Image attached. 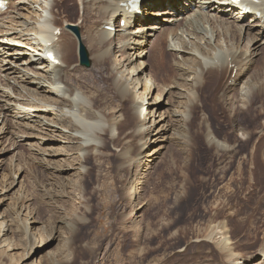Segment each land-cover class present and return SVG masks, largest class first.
<instances>
[{
    "label": "bare ground",
    "instance_id": "obj_1",
    "mask_svg": "<svg viewBox=\"0 0 264 264\" xmlns=\"http://www.w3.org/2000/svg\"><path fill=\"white\" fill-rule=\"evenodd\" d=\"M23 1L22 6H14L18 16L12 18L11 27L10 24L8 28L0 27V49L6 51L10 47L7 48L10 50L9 59L3 56L1 60L2 64L8 63L0 67V117L3 111L8 113L20 108L13 115L18 118V124L44 135L38 138L43 150L41 155L64 154L71 157L76 154L70 163L68 159H60L59 162L64 163L57 171L67 172L78 165L84 179L87 174L81 170L90 155L96 156L101 163L99 158L109 154L105 149L109 142H113L120 147L115 154L122 160L118 167H126L137 175L141 166L140 155L149 146L152 131L159 134L154 138L159 145L150 151L148 161L157 160L161 150L166 148L165 135L170 130L166 120L170 115L168 110L165 118V113L160 114V120L152 119L150 126L147 125L148 115L155 116L158 107V104H153L150 109L146 107L149 104H146L147 96L157 87L156 98L160 99L164 93L168 94V101L172 96L185 98L183 110L175 109L172 115L176 117L175 121L183 122V125L187 122L190 126V148L197 145L196 139L202 133L207 145L217 152L234 155L240 150L238 147L244 148L255 140L251 156L258 148L264 154V120L258 127L254 124L253 128L250 123L239 122L236 117V114L248 113L258 106L255 119L264 118V0H245L259 11L251 13L249 18L239 9L240 5H233L231 0H138L133 9H130L129 0H81L80 16L76 0H56L53 4L46 0ZM163 3L167 7L162 8ZM49 9L53 20L46 18L45 12ZM32 19L36 23L32 22L34 25L27 28ZM63 20L67 25L81 27V36H76L69 26L61 27ZM122 21H125L124 27ZM44 25L59 28L61 33L54 32L43 39ZM112 26H116L115 31L110 29ZM14 29L16 33L12 32ZM14 40L22 42L23 46L29 45L33 51L29 54V47L20 48L7 43ZM166 41L175 51L170 52L174 68L159 79L156 71L151 70L150 75L146 73L143 58L153 50L155 62L160 64L164 56L159 59L158 54L164 51L162 42ZM86 43L93 51L91 57L95 66L89 67V71L80 64L76 54L78 46ZM117 43L121 45L122 53L129 50L127 60L132 66L122 62L119 67L112 62V50ZM46 45L56 51L60 63L44 51ZM19 63L27 65L21 68ZM31 71L38 73L39 77H32ZM13 75L17 76L18 82L11 85ZM210 78H215V83L207 95L204 89ZM24 91L32 99L27 103L33 107L34 115L31 108H18L17 104H24L20 97ZM207 99L217 107L219 101L227 103L232 129L241 135L240 139L234 136L219 139L211 117L206 115ZM13 102L17 106H12ZM126 104H130L129 108ZM198 109L204 115L200 122ZM44 119L50 120L49 123ZM60 138L67 139L68 144L54 147ZM152 165L148 164L149 171ZM146 180L144 177L143 184ZM229 209L230 215L219 212L222 218L206 234L213 240L221 261H217L219 259L209 251L202 255V259L193 260L190 264H264V260L253 262L255 256L242 252L241 244L233 240L229 217L237 216L239 211L234 206ZM2 215L0 235L7 220V231L13 227L12 219ZM28 220L27 216L23 223L26 236L30 235ZM58 233L54 227L43 240L44 245ZM2 237L1 264L7 257L6 250L16 247L14 242L7 238L2 240ZM25 240L29 242L27 238ZM258 253L263 259V243ZM49 263L69 264L70 257L62 256L58 263Z\"/></svg>",
    "mask_w": 264,
    "mask_h": 264
},
{
    "label": "rangeland",
    "instance_id": "obj_2",
    "mask_svg": "<svg viewBox=\"0 0 264 264\" xmlns=\"http://www.w3.org/2000/svg\"><path fill=\"white\" fill-rule=\"evenodd\" d=\"M46 1L53 4L56 0ZM76 1L80 16L81 0ZM23 4V0H14L8 13L0 14V27L8 28L9 24L11 27L12 18L18 16L14 6L20 7ZM36 6L41 9L39 4ZM45 13L48 20L54 19L50 9ZM30 22L27 28L34 25L32 22L36 23L33 19ZM65 23L67 22L63 20L61 27H67ZM79 28L82 34L83 29ZM14 31L16 33V29L12 32ZM31 35H28L29 38H33ZM12 42L7 43L20 48L29 47V54L33 51L29 45L23 46L18 40ZM86 46L91 68H94L91 57L93 51L88 44ZM162 46L165 48L162 54H158L159 59L164 56L160 64L155 62L153 50L143 58L146 73L150 75L151 70L156 71L159 79L164 78L166 73L174 68V58L170 53L173 50L167 41L162 42ZM7 48L6 51L0 49V67L8 63L1 62L3 56L8 59L10 57V50ZM112 52L114 64L119 67L122 62L133 65L127 60L128 49L125 57L121 45L117 43ZM76 54L80 62L79 48ZM26 65L19 63L20 67ZM86 68L84 67L85 70ZM30 75L39 77V74L33 71ZM13 77L10 79L11 85L18 82L17 76ZM214 83L215 78H210L204 89L207 95L210 94ZM157 91L158 87L147 96L146 104H149L146 107L150 109L153 104H158L155 116L148 115L147 125L150 126L149 121L152 119L160 120V114L165 113V118L167 110L169 111L170 118L167 117L166 120L170 130L164 134L166 148L161 150L157 160L148 161L151 158L150 151L159 145L154 139L157 135L159 137V134L152 131L150 144L140 155L141 166L137 175H133L126 167H118L122 160L115 154L119 152L120 147L113 142H109L105 149L109 154L99 158L101 163L96 156L90 155L81 170L87 174L84 179L80 175L78 165H74L67 172H59L57 170L64 163L59 162L60 159H68L67 162L70 163L76 154L71 157L64 154L41 155L43 150L38 138L44 135L21 127L18 118L13 117L15 112L20 110L19 107L30 110L27 102L32 99L27 97L26 91L20 96L24 104H17L19 109L2 112L0 220L4 214L12 219L13 227L7 231V220L3 224L0 238L7 233L2 240L7 238L16 245L14 249L6 250L7 257L2 259L3 264H50L49 261L58 263V260L66 255L70 257L69 264H190L193 260L202 259V255L209 251L219 259V252L213 240L206 234L211 230V226H215L222 218L219 212L230 215L229 207L232 206L239 211L237 216L229 217L233 240L241 244L242 252L255 256L256 260L253 262L264 260L258 253L261 244H264V154L261 148L251 156L254 140L244 148L238 147L240 150L234 155L217 152L214 147L207 145L202 133L196 139L197 145L190 148V126L188 127L187 122L183 125V122L175 121L176 117L172 115L175 109L183 110L182 106L186 105L185 98L172 96L168 101V94L164 93L159 99L156 98ZM11 105H16V102ZM206 105V115L211 117L218 130L219 139L224 140L229 136L241 138V135L232 129L228 105L224 100L219 101L217 107L211 99H207ZM129 106L130 104H126V108ZM32 108L31 113L34 115ZM198 111L199 109L197 119L200 122L203 113ZM258 111L259 107L256 106L248 113H238L237 120L250 123L253 128L254 124L258 127L264 120L263 117L255 119ZM46 121L49 123L50 120ZM61 144H68V140L60 138V141L53 145L59 147ZM148 164H153L150 171ZM144 177L147 180L143 184ZM27 216V229L31 236H26L23 231ZM36 219L38 221L32 223ZM240 222H245V225ZM54 227L59 233L44 245L43 240ZM26 238L29 242H26ZM217 261L220 262L221 259Z\"/></svg>",
    "mask_w": 264,
    "mask_h": 264
},
{
    "label": "water",
    "instance_id": "obj_3",
    "mask_svg": "<svg viewBox=\"0 0 264 264\" xmlns=\"http://www.w3.org/2000/svg\"><path fill=\"white\" fill-rule=\"evenodd\" d=\"M70 27L75 31L78 37L81 36L80 29L78 26L75 25H70ZM80 58H81V64L90 67L91 66V61L89 59V53L84 44H80Z\"/></svg>",
    "mask_w": 264,
    "mask_h": 264
}]
</instances>
